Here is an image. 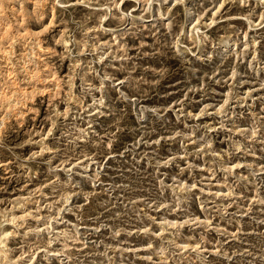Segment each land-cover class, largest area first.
<instances>
[{"label": "rangeland", "instance_id": "obj_1", "mask_svg": "<svg viewBox=\"0 0 264 264\" xmlns=\"http://www.w3.org/2000/svg\"><path fill=\"white\" fill-rule=\"evenodd\" d=\"M0 264H264V0H0Z\"/></svg>", "mask_w": 264, "mask_h": 264}, {"label": "bare ground", "instance_id": "obj_2", "mask_svg": "<svg viewBox=\"0 0 264 264\" xmlns=\"http://www.w3.org/2000/svg\"><path fill=\"white\" fill-rule=\"evenodd\" d=\"M220 46H221V48L226 49V48L228 47V42H221V43H220ZM5 245H6V243H5ZM1 246H2V245H1Z\"/></svg>", "mask_w": 264, "mask_h": 264}]
</instances>
